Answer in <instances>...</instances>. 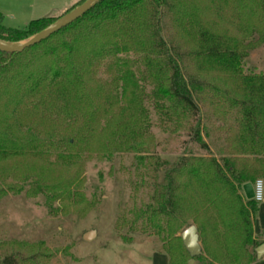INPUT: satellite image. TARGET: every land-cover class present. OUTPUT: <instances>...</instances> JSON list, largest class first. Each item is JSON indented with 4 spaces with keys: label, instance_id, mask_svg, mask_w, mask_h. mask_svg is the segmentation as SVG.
Instances as JSON below:
<instances>
[{
    "label": "trees",
    "instance_id": "obj_1",
    "mask_svg": "<svg viewBox=\"0 0 264 264\" xmlns=\"http://www.w3.org/2000/svg\"><path fill=\"white\" fill-rule=\"evenodd\" d=\"M174 1L101 0L42 41L19 52L0 51V264H48L54 254L45 240L21 236L9 221L5 199L42 195L50 200L56 195L83 200L75 186L78 175L51 178L53 152L64 169L79 159L81 164L93 152L100 157L113 150L139 152L151 129L148 99L166 123L184 121L188 134L208 150L198 102L207 86L213 90L212 100L238 114L237 127L228 128L233 152L222 163L213 155H184L174 162L153 156L148 167L152 203L130 221L120 216L117 226L156 231L168 264H189L192 256L179 230L190 225L198 229L208 264L255 260L248 246L257 243L253 216L259 203L239 190L264 177V72H245L247 46L204 26L193 37L191 54L201 71L217 72L223 86L189 71L185 50L169 44L163 34L165 16L176 9ZM232 2L241 15L242 34L256 31L264 40V0ZM57 18H38L18 29L6 26L0 11V40L23 41ZM131 53L141 55L151 80ZM148 81L153 88L146 93ZM49 120L77 131L64 139L63 148L47 140L36 124ZM142 159L139 155L140 163Z\"/></svg>",
    "mask_w": 264,
    "mask_h": 264
},
{
    "label": "rangeland",
    "instance_id": "obj_2",
    "mask_svg": "<svg viewBox=\"0 0 264 264\" xmlns=\"http://www.w3.org/2000/svg\"><path fill=\"white\" fill-rule=\"evenodd\" d=\"M79 1L0 0V11L5 15L6 26L24 29L32 20L61 16L64 8L69 9ZM232 1L175 0L178 10L168 13L164 19V37L169 44L174 42L182 51L185 50L189 71L219 87L223 84L217 77L218 73L206 69L201 71L191 54L194 49L193 37L201 26L237 37L248 48L243 60L245 72H264V40L256 31L247 36L242 34L239 27L241 15ZM140 56L131 53V58L140 59L142 72L151 80L150 72ZM137 76H141V73L137 72ZM152 88V82L148 81L146 93ZM201 92L198 97L202 116L201 137L209 145L208 150L188 134L184 121L175 126L166 123L161 113L153 107L152 99H148L146 106L151 115V129L147 131V141L139 152L113 150L110 156L105 153L103 157L93 152L89 157H84L81 164L79 159L66 169V166H58L53 152L49 157L51 178L62 180L78 175L79 181L75 186L83 195V200L60 199L56 195L50 200L42 195L29 199L10 196L3 202L4 208L11 212L10 223L18 227L23 238L46 241L54 251L48 264H167L168 255L156 231H135L129 226L118 227L117 222L123 215H127L130 221L136 212L152 203L153 190L148 167L153 156L174 162L184 155H213L222 163L221 158L233 152L228 147V128L237 127L238 114L227 108L224 102L212 100L213 90L210 87H204ZM36 124L47 140L60 144L62 148L64 139L74 137L77 132L55 125L50 120ZM139 155L143 158L142 163L138 161ZM257 179L264 181L263 176ZM239 192L245 197L243 186ZM259 207L255 222L257 231L264 229V200L259 202ZM186 220L193 222L189 218ZM179 231L181 235L183 231ZM88 234L90 236L87 238ZM199 242L201 251L193 264H208L210 257H206L200 237Z\"/></svg>",
    "mask_w": 264,
    "mask_h": 264
},
{
    "label": "water",
    "instance_id": "obj_3",
    "mask_svg": "<svg viewBox=\"0 0 264 264\" xmlns=\"http://www.w3.org/2000/svg\"><path fill=\"white\" fill-rule=\"evenodd\" d=\"M101 0H85L83 3L77 5L71 10L63 13L59 16L52 24L41 30L40 32L30 36L29 38L19 42H7L0 40V51L4 52H19L24 50L26 47L34 45L43 39L49 37L52 33L60 30L62 27L68 25L77 17L85 13L88 9L93 7L96 3ZM243 191L247 199H253L254 190L253 183L247 182L243 185ZM90 234L86 235L88 238ZM181 237L187 250L190 252L192 258L189 260V264L194 263V256L198 255L201 251V245L199 242V233L195 225H190L182 233ZM261 243L264 245V241Z\"/></svg>",
    "mask_w": 264,
    "mask_h": 264
},
{
    "label": "crops",
    "instance_id": "obj_4",
    "mask_svg": "<svg viewBox=\"0 0 264 264\" xmlns=\"http://www.w3.org/2000/svg\"><path fill=\"white\" fill-rule=\"evenodd\" d=\"M67 9L68 8H64L62 10L63 13ZM259 210H260V207H258V211L253 216V237L255 240H257V243L254 246H251V248H250V251L253 252L255 255V260H253L249 264H264V245L261 243L262 240L264 241V229H261V231H257V229H255L256 216H257V213L259 212ZM166 261L168 264V258Z\"/></svg>",
    "mask_w": 264,
    "mask_h": 264
},
{
    "label": "built area",
    "instance_id": "obj_5",
    "mask_svg": "<svg viewBox=\"0 0 264 264\" xmlns=\"http://www.w3.org/2000/svg\"><path fill=\"white\" fill-rule=\"evenodd\" d=\"M254 197L253 199L257 202L264 200V181L257 179L253 183Z\"/></svg>",
    "mask_w": 264,
    "mask_h": 264
}]
</instances>
